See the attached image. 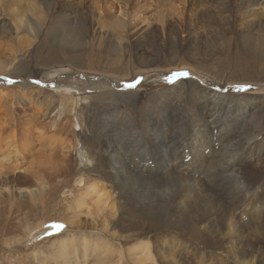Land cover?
Instances as JSON below:
<instances>
[{
	"label": "rangeland",
	"instance_id": "374dc122",
	"mask_svg": "<svg viewBox=\"0 0 264 264\" xmlns=\"http://www.w3.org/2000/svg\"><path fill=\"white\" fill-rule=\"evenodd\" d=\"M35 1L0 5V264H201V257L204 264H221L219 255L230 246L229 229L217 226L214 235L208 234L199 223L201 214L182 203V184L189 183L143 167L148 160L153 169L150 161L159 155L155 124L170 114L173 120L164 128L180 137L208 99L205 91H212L211 97L217 93L230 104L226 113L239 109L242 115L231 140L216 142L214 160L225 159L222 166L236 160L237 174L253 189L264 186V83L257 81L264 77L261 10L237 17L235 9L232 25L205 23V29L195 26L209 4L194 0H60L55 10L56 0ZM32 26L38 30L36 41L27 31ZM175 28L176 35L167 32ZM234 72L240 74L235 79ZM247 73L255 78H241ZM129 83L136 87L127 88ZM64 91L74 93L73 107ZM206 112L213 116L211 103ZM219 125L229 128L228 122ZM103 128L113 130L117 142L122 130L134 138L120 176L89 174L91 163L81 156ZM177 134L172 145L182 143ZM9 141L15 151L7 150L3 159ZM83 173L86 183H97L116 204L109 201L97 219L82 206L89 201L79 203L85 198L78 185ZM40 225L28 237V228ZM143 243L151 245L148 260L137 250Z\"/></svg>",
	"mask_w": 264,
	"mask_h": 264
},
{
	"label": "bare ground",
	"instance_id": "6f19581e",
	"mask_svg": "<svg viewBox=\"0 0 264 264\" xmlns=\"http://www.w3.org/2000/svg\"><path fill=\"white\" fill-rule=\"evenodd\" d=\"M7 1L0 0L1 7H5ZM29 1L36 2L35 0H29ZM65 1H67V0H65ZM194 1L200 2V3L206 2L207 5L209 4L207 7L204 5V9H202V11H203V14L201 15L202 19L200 18V19H197V21H196L195 27H197V28L199 26H202V27H205V29H206L205 23H207L209 26H211L214 23H219V25H222L223 27H228V26L232 25L231 19H232V17H234L233 11L235 9H236L235 11H236L237 17L240 13L242 14L243 11H244V14L248 13V14L252 15L253 13H255L256 11H259V10H261V12H262L260 17H264V0H194ZM57 2H60V0H56V2L54 3V6H53L54 10L56 9V5H58ZM10 5H11V3H10ZM219 6H221L222 9ZM208 11H209V13H208ZM210 12H213V13L215 12L217 15L214 13L215 16L212 17L209 15ZM192 20L193 19H191L190 21H192ZM216 21H218V22H216ZM244 25H245V23H244ZM184 30H185V28H184ZM27 31H28V34L31 35L35 41L39 38L37 27L36 28L33 26L29 27ZM177 31H178L177 28H175L174 30H169V29L167 30L168 33L175 34V35L177 34ZM188 32L191 33V32H193V30L190 29ZM194 34H196V33H194ZM204 35L206 36V34H204ZM198 36H197V38H198ZM54 52H55V50H54ZM177 53H178V51H177ZM45 59H46V57H45ZM48 64H47V66H48ZM3 67L4 66H0V74L3 73L2 72ZM144 67H146V66H144ZM248 69H249V67H248ZM250 71H251V69H250ZM236 73L234 72L231 75V77L234 78V77H238L240 75L238 72H236ZM259 75H261V74H259ZM241 78H245V79L255 78V74L247 73V74L242 75ZM255 80H257V79H255ZM257 81L260 82L261 84L264 83V77H260V80H257ZM0 82H1V80H0ZM250 82H252V81H250ZM64 93L68 96V98L66 99V101H68V104H69L68 106L73 107V104L75 101L73 98V97H75L74 93H71L68 91H64ZM211 93H213V92L211 91V92L207 93L205 91L203 96L205 98H208V99L205 102H201V104H199V106H198L199 111L197 112L196 115L193 116L194 122H192V117H191L188 124H186V128L184 129L185 134L181 135L182 136L181 139H180L181 136L179 137V134L175 133L174 129L164 128V127H167V125L170 124V122L173 120L170 114L166 115L163 119H161L162 122H158L155 124V127L152 128V133L154 136V140L156 139L155 142H157L158 147H159V155L157 157H154L150 161V163L152 162L153 169L151 167L148 168L146 166V164H149L148 160L145 163L143 169H144V172H146V173H148L149 171L155 170V169H160V172H158L157 174H160L164 170L166 173V176H169V177L179 176L181 181H185L186 183L188 182L189 183L188 186L185 183V185L187 187L184 186V188H183L184 183L182 184L183 190L181 192V195L179 193L178 194L180 196H182L181 200H182L183 205H184L185 201H187L190 204V208H188V209H191V211L196 215L201 214V217L199 219V223H202V224L204 223L205 226H203V227H204L205 231H208L207 232L208 234L212 233L214 235L217 231V228H218L217 226H222L224 228L229 229V232L227 231V234L229 233L231 236H229V235H227V236L229 237V240H230V242H229L230 246L227 248V253L225 252L226 254L221 253L219 255L222 258L221 264H264V255H262V254H264V186H261L258 189H253L249 185L250 182H248L249 180L246 177L240 176L241 174H237L238 169H235V167L238 166V163L236 162V160H235V162H228V165H226V166H222V165H225V163H226L225 159L216 158V160H214V158H213V152H214L215 146L217 144L216 142H219L218 144L221 146V145H223V143L231 140L229 138L232 136V133L235 132V130L237 129V123L240 120V117H242V115L239 114V112H240L239 109L234 111V112H232V110H231L229 113H226V109L231 108L230 104L226 100H223V98H221V96L217 95V93H216V95H213V97H211L210 96ZM213 94H215V93H213ZM94 97H95V95H94ZM100 97H101V95H100ZM91 98H93V97H91ZM109 99H111V98H109ZM107 102H109V101H107ZM209 103H211L212 107L215 109V112H214L213 116H210L208 118L206 111L209 108ZM117 104H118V102H117ZM221 105L223 106L222 110L220 109V107H222ZM89 108H90V106H89ZM65 109L66 108H64V111H65ZM67 111H68V109H67ZM69 112H73L72 108L69 109L68 113ZM187 115H189V114H187ZM232 118H233V120H232ZM211 120H212V123H214L213 125H215V126L218 125L219 130H217L216 128H211V125H212V123L210 122ZM222 121L229 123L228 129H224L225 127L219 125ZM82 122H83V120H82ZM74 126H76V124H74ZM191 126H193V128H191ZM214 130H217V132H215ZM97 133L99 134V137L97 138V140L92 145H90L89 148L87 147L89 151H84V152L82 151V154H81V156L86 159L85 161H90V163H91L90 165L92 167V170L91 169L89 170V174L90 173H92L91 175H93L94 173H101V174L105 173L106 174V172L114 171L116 175L120 176L121 174H123L125 172L123 165L125 166L124 162L126 160L124 158L127 156L126 154L128 152H130V150L132 149L131 145H133V144L131 142L134 138L128 137L123 130L120 131V133H119L120 135H118L119 136V142H117L118 139H116V140L114 139L115 138L113 135L114 131L111 129L103 128V129L98 130ZM175 134H177L176 139L179 137L178 139L181 140V142H182V143H179V145H176V144L172 145L170 143L174 139ZM184 136H185V138H184ZM139 139L138 140L136 139L135 143L141 142V140H139ZM13 142L9 141L8 143L5 144V145H7L8 149L2 150L1 156H3L2 157L3 159L8 158L5 156V153L7 152V150L11 149V154H12V151L13 152L15 151V149H14L15 147H13V144H11ZM73 144H75V143H73ZM147 144H148L147 142H144V145L142 146V148H140L142 152H144L146 150ZM119 145H121V147H119ZM85 146H86V144H85ZM137 147L139 148L138 143H137ZM82 148H83V146H82ZM12 149H14V150H12ZM231 150H233V147L231 148ZM234 150H235V148H234ZM223 151L226 152L225 150H223ZM227 152H228V150H227ZM135 153H137V152H135ZM8 156L10 157V155H8ZM134 156L136 158V155H134ZM191 156H192V158H191ZM129 157L130 156H128V158ZM142 157H144V156H142ZM123 160H125V161L123 162ZM136 160H137V158H136ZM238 160L239 159H237V161ZM242 161H244V159ZM73 163H71L72 167H73ZM74 166H75V164H74ZM168 166H170V169L167 168ZM217 167L219 168V170L216 169L217 171H214L215 170L214 168H217ZM89 168H90V166H89ZM211 170L214 172H210ZM130 171H131V169H130ZM132 172H130V173H132ZM141 173L143 174V172H141ZM211 173L213 174L212 176H211ZM142 174H139V175H142ZM151 174L155 175L154 173H151ZM136 175H138V173ZM208 176L210 178L212 177L211 178L212 180ZM84 177H85V174L84 173L81 174L80 179L78 181V185L80 187H83L85 190V192H83L85 198L81 197L79 203H84L85 201H89L90 205L89 204H83L82 206H85V208L87 209V211H88L87 215H89V216L94 215L96 218H93V219H97V216H99L100 211L102 209L106 208V206L108 205V203L110 201V198L113 196L110 197V193H108V191L106 192V190H104L102 187H99L97 185V183H95V182L86 183L87 179ZM115 177H117V176H115ZM89 178L91 179V177H89ZM207 178H209L210 181H208V180L205 181V179H207ZM102 179H104V178H102ZM117 181H118V179H117ZM172 181H174V180H172ZM131 182L132 181H130V183ZM177 182H179V181H177ZM117 185H118L117 183L116 184L114 183L113 185H111L115 191H116V189H118V188H116ZM56 189H58V187ZM115 191H114V193H115ZM117 195H118V197H120L121 194L120 195L117 194ZM114 197H116V195ZM179 200H180V197H179ZM110 203H111V201H110ZM124 203H125V201H124ZM112 204H115V203H111L110 206H112ZM183 207H185V206H183ZM107 208H108V206H107ZM114 208L116 209V207H114ZM79 210H81V209H79ZM113 216H115V215H113ZM98 219H99V217H98ZM107 220L108 219H106V221ZM80 224H81V222H80ZM42 225H40L38 227L36 226V228L33 227L34 229H32L31 227H30L31 229L28 228V231H29L28 237H31L32 234L37 229L42 227ZM107 226H108V224H107ZM134 227H135V225H134ZM136 228L138 229L137 226H136ZM130 229H131V226H130ZM141 229L143 230V228H141ZM38 231H41V230H38ZM128 231H127V233H128ZM137 232H138V230H137ZM127 233H126V235H127ZM109 236H111V235H109ZM113 237H115V235ZM121 237H123V234ZM132 238L133 237H131V239ZM160 239L162 241L163 238H160ZM27 240H26V242H27ZM224 240L228 242V239H224ZM165 242H166V246H167V241H164V239H163L162 243L165 244ZM162 246H165V245H162ZM173 247H172V249H173ZM176 247H177V245H176ZM61 248L64 249V246H61ZM149 248H151V245L146 244V243H143L141 246H139L137 248V250L142 252L143 259H144V257H146L147 260L149 259L150 255H151L150 254L151 249H149ZM225 250H226V248H225ZM167 251H170V250H167ZM259 251L261 253H259L257 255V252H259ZM202 254H204V253L202 252ZM227 257L231 258L230 259L231 263H229L228 260H225ZM62 258H67V256H65L63 254ZM205 259L207 260V258H205ZM65 260H67V259H65ZM175 260H177V259H175ZM223 261H226V262H223ZM199 262L201 264H204V259L202 257L199 258ZM143 263H144V261H143Z\"/></svg>",
	"mask_w": 264,
	"mask_h": 264
},
{
	"label": "snow or ice",
	"instance_id": "6c2138e0",
	"mask_svg": "<svg viewBox=\"0 0 264 264\" xmlns=\"http://www.w3.org/2000/svg\"><path fill=\"white\" fill-rule=\"evenodd\" d=\"M177 75H186V74H177ZM9 83H11V81H9ZM126 87L129 88V89H131V88H135L136 85L129 83V84L126 85ZM243 90H245V89L244 88H238L237 89V91H243ZM57 227H59V226H57Z\"/></svg>",
	"mask_w": 264,
	"mask_h": 264
}]
</instances>
